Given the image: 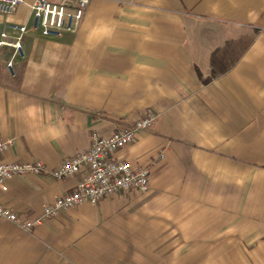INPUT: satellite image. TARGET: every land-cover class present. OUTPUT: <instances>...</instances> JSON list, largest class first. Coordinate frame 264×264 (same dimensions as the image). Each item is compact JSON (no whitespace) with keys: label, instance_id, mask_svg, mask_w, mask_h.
Segmentation results:
<instances>
[{"label":"crops","instance_id":"0c3cea01","mask_svg":"<svg viewBox=\"0 0 264 264\" xmlns=\"http://www.w3.org/2000/svg\"><path fill=\"white\" fill-rule=\"evenodd\" d=\"M33 1L0 13L27 28L12 69L0 49V159L53 168L153 113L114 157L155 162L146 192L0 220V264H264V0H91L59 37ZM81 175L12 178L0 203L34 218Z\"/></svg>","mask_w":264,"mask_h":264},{"label":"built area","instance_id":"2783aa9c","mask_svg":"<svg viewBox=\"0 0 264 264\" xmlns=\"http://www.w3.org/2000/svg\"><path fill=\"white\" fill-rule=\"evenodd\" d=\"M91 0H34L29 7L33 15V30H40L44 36L59 37L64 32H74ZM24 0H0V13L9 14ZM27 31L25 24L4 23L0 29V49L10 47L11 55L6 65L12 69L14 60L22 56V40ZM156 115L147 113L132 123L108 135L92 133L88 147L64 158L56 167L50 168L41 160L4 161L0 159V191L8 189L12 178L28 174H50L63 178L82 173L74 188L45 204L40 215L22 218L13 208L0 203V220L17 224L30 231L59 211L100 199L127 190L146 192L149 189L151 165L133 166L116 159L115 153L134 141L139 131L151 128ZM13 144L12 138L0 139V158ZM162 157V154H160Z\"/></svg>","mask_w":264,"mask_h":264}]
</instances>
